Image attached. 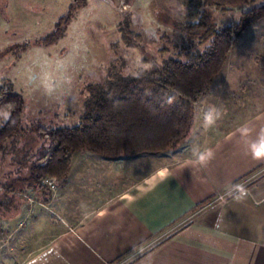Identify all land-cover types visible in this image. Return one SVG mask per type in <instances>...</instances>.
Wrapping results in <instances>:
<instances>
[{
	"label": "crops",
	"instance_id": "0c3cea01",
	"mask_svg": "<svg viewBox=\"0 0 264 264\" xmlns=\"http://www.w3.org/2000/svg\"><path fill=\"white\" fill-rule=\"evenodd\" d=\"M199 101L189 137L172 151L119 160L75 152L66 184L47 205L16 184L28 172L13 158L34 161L46 144L25 140L29 131L9 141L0 198L3 184L13 185L12 204L0 210V239L20 223L32 236L62 228L16 264H264V107L220 131L207 112L201 119ZM81 202L90 213H76Z\"/></svg>",
	"mask_w": 264,
	"mask_h": 264
},
{
	"label": "rangeland",
	"instance_id": "374dc122",
	"mask_svg": "<svg viewBox=\"0 0 264 264\" xmlns=\"http://www.w3.org/2000/svg\"><path fill=\"white\" fill-rule=\"evenodd\" d=\"M70 2L6 0L5 11L0 10V89L11 87L23 98L24 131L74 127L95 90L136 76L164 59L185 60L180 50H193L196 38L189 43L176 27L196 22L205 8L199 0H87L85 7L75 11L63 36L45 46L42 40L55 31ZM241 10L213 11L215 25L231 24ZM199 107L201 119L207 112V124L220 131L264 107V20L250 25L234 44ZM4 114L0 112V121ZM27 138L44 142L33 133L26 134ZM59 188L48 195V203ZM87 205L78 204L76 213H90L91 205ZM47 209L46 222L50 223L53 213ZM26 229V223L14 227L5 246L4 238L0 239V264L18 263L62 228L41 227L34 236Z\"/></svg>",
	"mask_w": 264,
	"mask_h": 264
},
{
	"label": "trees",
	"instance_id": "16d2710c",
	"mask_svg": "<svg viewBox=\"0 0 264 264\" xmlns=\"http://www.w3.org/2000/svg\"><path fill=\"white\" fill-rule=\"evenodd\" d=\"M199 3L205 8L198 20L176 27L189 43L196 38L193 50H180L185 60L167 58L136 76L117 79L95 90L74 127L29 130L46 146L39 148L34 161L14 158L28 172L26 178L17 180L19 187L37 190L43 196L41 203L46 204L49 194L40 184L42 178L52 177L63 187L75 152L89 151L119 160L168 152L189 137L198 101L209 94L234 44L250 25L264 20V0H199ZM86 4L87 0H71L66 16L59 19L55 31L42 40L43 44L50 46L58 41L75 11ZM0 7L3 13L6 0ZM233 9H242L238 19L218 28L213 11L224 13ZM23 110L24 101L19 94L11 87L0 89V112H5L0 121V160L10 150L7 143H14L26 134L21 121ZM2 189L0 210L9 209L12 197L7 196V191L13 185L3 184Z\"/></svg>",
	"mask_w": 264,
	"mask_h": 264
},
{
	"label": "built area",
	"instance_id": "2783aa9c",
	"mask_svg": "<svg viewBox=\"0 0 264 264\" xmlns=\"http://www.w3.org/2000/svg\"><path fill=\"white\" fill-rule=\"evenodd\" d=\"M42 188L48 193V194H54L58 188V184H57V181L52 178V177H44L42 178L41 182H40ZM226 197V194H222V195H219L217 198H216V201H222L224 198ZM27 201L29 204H33L35 201H34V198L31 197V196H28L27 197ZM29 216L33 215L34 212L33 210H29ZM24 225L22 223H20V227ZM3 246H5L9 241H10V235H7L4 237L3 239ZM3 246H0V250L2 249Z\"/></svg>",
	"mask_w": 264,
	"mask_h": 264
}]
</instances>
